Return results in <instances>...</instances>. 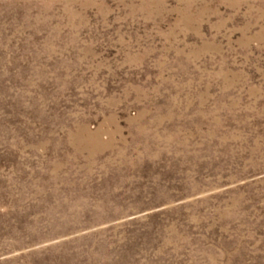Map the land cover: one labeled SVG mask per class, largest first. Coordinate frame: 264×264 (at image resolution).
Masks as SVG:
<instances>
[{"label": "rangeland", "instance_id": "374dc122", "mask_svg": "<svg viewBox=\"0 0 264 264\" xmlns=\"http://www.w3.org/2000/svg\"><path fill=\"white\" fill-rule=\"evenodd\" d=\"M0 264H264V0H0Z\"/></svg>", "mask_w": 264, "mask_h": 264}]
</instances>
